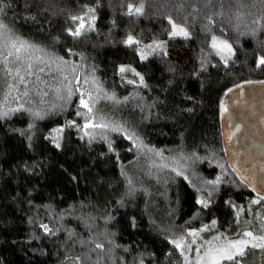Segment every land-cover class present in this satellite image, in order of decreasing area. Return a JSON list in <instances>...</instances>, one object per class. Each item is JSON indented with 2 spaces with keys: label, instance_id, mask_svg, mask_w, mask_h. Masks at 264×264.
Returning a JSON list of instances; mask_svg holds the SVG:
<instances>
[{
  "label": "trees",
  "instance_id": "obj_1",
  "mask_svg": "<svg viewBox=\"0 0 264 264\" xmlns=\"http://www.w3.org/2000/svg\"><path fill=\"white\" fill-rule=\"evenodd\" d=\"M0 8V264H194L189 233L262 235L264 196L228 165L221 103L234 86L264 80V0ZM72 17L87 19L79 37L69 34L80 23ZM169 18L188 38L170 36ZM130 35L138 43L126 44ZM215 36L231 43L227 60ZM21 41L33 47L17 52ZM157 41L163 48L142 58ZM124 63L142 83L125 78ZM63 124L57 147L50 133ZM238 259L264 264V250Z\"/></svg>",
  "mask_w": 264,
  "mask_h": 264
},
{
  "label": "water",
  "instance_id": "obj_2",
  "mask_svg": "<svg viewBox=\"0 0 264 264\" xmlns=\"http://www.w3.org/2000/svg\"><path fill=\"white\" fill-rule=\"evenodd\" d=\"M221 103L228 165L250 189L264 195V80L240 83Z\"/></svg>",
  "mask_w": 264,
  "mask_h": 264
},
{
  "label": "snow or ice",
  "instance_id": "obj_3",
  "mask_svg": "<svg viewBox=\"0 0 264 264\" xmlns=\"http://www.w3.org/2000/svg\"><path fill=\"white\" fill-rule=\"evenodd\" d=\"M3 9L0 8V11H2ZM89 11H92L91 9ZM129 14H135V15H140L143 12V5L141 4L139 7H136L135 9H133L132 5H129ZM73 21L76 20H80L79 26L76 27V29L73 31L71 29H69V34L72 35L73 37H79L80 35H82V30L84 29V21L83 18H79V17H72ZM169 23L172 25V31L170 33L171 36L175 37V36H183L185 38H188L189 33L187 32V30L183 27H181L180 25L174 23L171 18H169ZM7 27V25L3 24L2 22H0V29H5ZM217 38L213 37V44L212 47L213 48H218L217 45ZM128 45H132V44H136L138 43V41H135L132 37H129L127 39V41L125 42ZM220 44L223 46L222 48H218V51H223V50H227V52L229 54H231L232 52V46L230 44H228L226 41H221ZM162 45H156V47H161ZM13 48L16 49L17 52H20L22 49L25 48H30L33 47L32 45L28 44L27 41H21L19 43V45L17 46L16 43H13L12 45ZM149 47H153L152 45H149ZM8 55H12V53H8ZM142 58H146L143 57ZM17 59H19V56H17ZM221 59H225L224 56H221ZM259 65H264V57H261L259 60ZM41 71H43V69H41ZM126 71H132L135 75H139V73H135L134 69H130V68H126V67H121L120 68V72L124 73ZM17 75H19V70H17ZM23 80V77H21V81ZM141 83L143 82V77H140ZM129 83H132V81H129ZM231 91V90H229ZM69 95H71V91H69ZM80 104L82 107L88 109V112L92 111V108L90 107L89 103L87 101H85L83 99V97L80 100ZM6 115V113H5ZM77 115H83L82 113H77ZM97 125H92L90 122L85 124V128H89V127H95ZM57 147H59V144H57ZM219 181H217L216 183H218ZM261 199H264V197H261ZM197 203L202 204L204 207H207V203L202 201V200H198ZM253 203H258V201H253ZM216 221H213L212 224L213 226L215 225ZM45 228V230L47 231V226H43ZM203 230H207V228L203 229ZM189 235L195 236L198 235V233H189ZM242 237H247L250 239H237V240H228L226 244L224 245H220V246H210L208 248V250L205 252L204 257L201 258L200 261L197 262V264H202L204 258H207V260L209 261V264H222V261H231L234 262V264H240V260L238 258H242L246 255V250L251 247V248H259L264 250V235L261 236H254L252 232L250 231H245L242 233ZM220 237H215L214 240H219ZM173 243L175 244L176 248H181L182 242L181 241H173ZM210 245H212V242H209ZM102 247V245H97V248Z\"/></svg>",
  "mask_w": 264,
  "mask_h": 264
},
{
  "label": "rangeland",
  "instance_id": "obj_4",
  "mask_svg": "<svg viewBox=\"0 0 264 264\" xmlns=\"http://www.w3.org/2000/svg\"><path fill=\"white\" fill-rule=\"evenodd\" d=\"M89 19H91V17ZM86 20L87 19H83L84 22ZM90 24H91V22H89L88 25H90ZM85 26H86V23H84V27ZM180 26L183 27V28H185L182 25H180ZM129 37H132L135 41H137V38L134 35H130ZM215 37L217 38V41L216 42H217L218 48H222L223 47L220 44L221 41H226L228 44L231 45V43L226 38L221 37V36H215ZM212 44H213V41H212ZM156 45H162V46L161 47H156ZM152 46L153 47H149L148 50H146L145 48H143L145 50V52H142L143 53L142 56H146V55L151 54L152 52H154L155 49H162L164 45H163V43L161 41H157ZM218 48H215V49L219 53L220 56H224L225 57L224 60H227V58L233 52V48H232L231 54H229L227 52V50L218 51ZM179 55L181 56V54H179ZM122 66L123 67H126V68H130V69H134L135 70V73H139V75H135L132 71H126V72H124V73H127V75L125 76L126 79L132 80V81L141 82L140 77H142V74H141V72L137 68L134 67L133 64H131V63H124V64L120 65V68ZM64 126H65V124L59 125L57 127H54L51 130L50 136L58 144L60 143L61 138H62V136L64 134V130H65ZM260 224H261V227H260V231L259 232H261L262 235H264V219L261 220V223ZM195 233H197V232H195ZM211 234H209L208 236H205L206 234H202V235L201 234L200 235L198 234L199 235V239L197 237L198 235H196V237H195V241L196 242L194 244L193 251H192V254H191L192 255V259L191 260L193 261L194 264H197V262L200 261L202 257H204L205 252L208 250V248L210 246H217L218 247L220 245L226 244L228 240H237V239L243 238V237H241V238H231L229 236H225L222 233H217V232L215 234H213V233H211ZM215 237H220V239L219 240H214ZM210 241L212 242V245L209 244ZM182 244H183V242H182ZM90 254H93V251H89V253L87 255L85 254L86 255L85 257L87 258V260H90ZM104 257H106V255ZM76 262H78L79 264H83V263H81L79 261H76ZM72 264H73V262H72ZM202 264H209V261L207 260V258H204Z\"/></svg>",
  "mask_w": 264,
  "mask_h": 264
},
{
  "label": "bare ground",
  "instance_id": "obj_5",
  "mask_svg": "<svg viewBox=\"0 0 264 264\" xmlns=\"http://www.w3.org/2000/svg\"><path fill=\"white\" fill-rule=\"evenodd\" d=\"M223 148H224V146H223ZM261 196H264V195H261Z\"/></svg>",
  "mask_w": 264,
  "mask_h": 264
}]
</instances>
